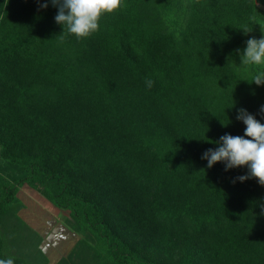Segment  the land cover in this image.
<instances>
[{
    "label": "trees",
    "instance_id": "1",
    "mask_svg": "<svg viewBox=\"0 0 264 264\" xmlns=\"http://www.w3.org/2000/svg\"><path fill=\"white\" fill-rule=\"evenodd\" d=\"M45 2L0 0V258L50 264L28 187L78 236L52 264H264V185L201 159L237 109L264 123L235 51L264 0H121L81 38Z\"/></svg>",
    "mask_w": 264,
    "mask_h": 264
},
{
    "label": "clouds",
    "instance_id": "2",
    "mask_svg": "<svg viewBox=\"0 0 264 264\" xmlns=\"http://www.w3.org/2000/svg\"><path fill=\"white\" fill-rule=\"evenodd\" d=\"M50 3L57 8L54 20L62 26L61 33L66 28L68 34L77 38L86 37L98 30L101 15L111 13L121 6V0H50ZM47 6L48 0L41 4V7ZM242 29L245 34L251 31L248 27ZM261 33L259 38L249 37L243 49L235 50L240 57V65H264V32ZM249 82H254L257 86L264 84V71H258ZM146 86H152L150 79L146 81ZM259 111L264 112V104ZM236 119L246 126L243 134L224 133L214 141L217 146L205 150L201 159L207 161L209 168L215 162L223 161L226 171L246 166L247 172L235 179L242 182L255 177L258 183L264 185V123L242 107L237 109ZM0 264H15V260L12 257L0 258Z\"/></svg>",
    "mask_w": 264,
    "mask_h": 264
},
{
    "label": "rangeland",
    "instance_id": "3",
    "mask_svg": "<svg viewBox=\"0 0 264 264\" xmlns=\"http://www.w3.org/2000/svg\"><path fill=\"white\" fill-rule=\"evenodd\" d=\"M18 196L25 205L19 215L43 236L41 246L48 255L50 264L54 263L68 253L78 237L64 224L67 211L59 210L42 197L40 192L28 187L21 188Z\"/></svg>",
    "mask_w": 264,
    "mask_h": 264
}]
</instances>
